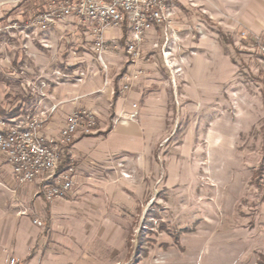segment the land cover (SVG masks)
<instances>
[{
	"label": "rangeland",
	"instance_id": "1",
	"mask_svg": "<svg viewBox=\"0 0 264 264\" xmlns=\"http://www.w3.org/2000/svg\"><path fill=\"white\" fill-rule=\"evenodd\" d=\"M23 2L0 0L1 117L38 115L57 88L109 79L122 89L139 75L144 92L166 98L150 151L93 163L77 180L74 143L62 164L76 167L74 190L50 201L43 178L63 245L77 235L65 228L76 229L78 259L88 250L93 260L72 264H264V0H179L170 27L146 35L139 63L128 27L110 33L107 69L75 24L29 28Z\"/></svg>",
	"mask_w": 264,
	"mask_h": 264
},
{
	"label": "crops",
	"instance_id": "2",
	"mask_svg": "<svg viewBox=\"0 0 264 264\" xmlns=\"http://www.w3.org/2000/svg\"><path fill=\"white\" fill-rule=\"evenodd\" d=\"M144 65L140 63L139 67L144 69ZM142 78L139 75V81L126 94H122L120 85L108 79L100 87L88 81L86 87L81 83L74 88H57L58 92L47 101L39 100L40 105L46 102L37 114L47 118L45 134L50 137L59 134L68 116L77 108L91 109L100 116L99 133L78 138L70 151V159L77 167V180L84 179L83 174L93 163L109 162L121 155H142L154 148L163 136L167 120L166 98L163 99V94L144 92L139 83ZM134 105L138 108L134 109ZM106 108L111 109V125L106 122ZM136 111L139 117L130 120L129 115ZM43 187V178L19 185L12 169L0 165V264H10L13 259L16 264H72L82 259L92 262L88 250L78 259L76 247L78 241H82V234L75 232L76 229L65 228V236L77 235L70 239L74 240L72 246L70 243L63 245V232L59 233L58 227L59 203L48 202ZM36 219L44 222V228L34 224Z\"/></svg>",
	"mask_w": 264,
	"mask_h": 264
},
{
	"label": "built area",
	"instance_id": "3",
	"mask_svg": "<svg viewBox=\"0 0 264 264\" xmlns=\"http://www.w3.org/2000/svg\"><path fill=\"white\" fill-rule=\"evenodd\" d=\"M179 0H46L43 12L30 15L28 27L41 32L62 23L75 24L90 37L92 51L107 69L105 56L108 35L127 26L131 38L128 54L134 63L142 58L141 44L146 35L159 28H169L174 8ZM17 24L11 27H16ZM246 37V33H242ZM264 51V48H263ZM135 78L128 77L122 94L134 86ZM134 108H137L134 105ZM138 112L129 115L136 120ZM42 114L5 120L0 116V165L12 169L19 185H27L45 178L50 201L64 199L75 186L76 167L62 170L64 151L84 136H95L100 131V116L88 108H77L69 116L65 127L55 137L45 134ZM43 227L41 220H35ZM10 264H16L11 260Z\"/></svg>",
	"mask_w": 264,
	"mask_h": 264
},
{
	"label": "trees",
	"instance_id": "4",
	"mask_svg": "<svg viewBox=\"0 0 264 264\" xmlns=\"http://www.w3.org/2000/svg\"><path fill=\"white\" fill-rule=\"evenodd\" d=\"M42 0H24V2H23V4H21V6L22 7H24L25 5H26V14H25V18H26V20L28 19V17L27 16H29V14H30V12H43L44 11V7H43V5L41 4L42 2H41ZM20 7V6H19ZM29 13V14H28ZM9 21V18H4V21H2V22H4L3 24H5V23H9L8 22ZM17 21V20H16ZM126 38H124V40H125ZM116 96H118V94H116ZM24 114H25V112H24ZM3 116V118L5 119V120H11V119H13V118H15L16 117V115H18V112H13V113H11V114H7V113H3L2 114ZM68 165V162H65V164L62 166V170L66 167Z\"/></svg>",
	"mask_w": 264,
	"mask_h": 264
}]
</instances>
